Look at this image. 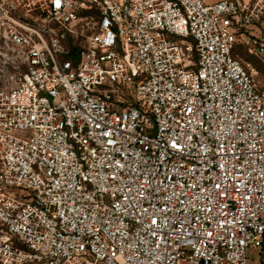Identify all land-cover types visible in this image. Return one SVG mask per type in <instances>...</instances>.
Instances as JSON below:
<instances>
[{"label": "built area", "instance_id": "built-area-1", "mask_svg": "<svg viewBox=\"0 0 264 264\" xmlns=\"http://www.w3.org/2000/svg\"><path fill=\"white\" fill-rule=\"evenodd\" d=\"M0 40V264L264 256V0H0Z\"/></svg>", "mask_w": 264, "mask_h": 264}, {"label": "rangeland", "instance_id": "rangeland-1", "mask_svg": "<svg viewBox=\"0 0 264 264\" xmlns=\"http://www.w3.org/2000/svg\"><path fill=\"white\" fill-rule=\"evenodd\" d=\"M205 1L213 2L215 0ZM67 43L71 46H75L71 39H69ZM236 53L243 61L252 63L255 67L264 72V66H262L260 60L256 56L249 54L243 45L237 47ZM24 70L25 63L22 49L8 46L0 40V87L11 88L16 85ZM259 80L261 81L260 85L263 84L264 77L261 75ZM260 88L262 87L260 86ZM259 252V250L253 251L254 254L250 258V264H263L264 256L261 255L259 257Z\"/></svg>", "mask_w": 264, "mask_h": 264}, {"label": "crops", "instance_id": "crops-1", "mask_svg": "<svg viewBox=\"0 0 264 264\" xmlns=\"http://www.w3.org/2000/svg\"><path fill=\"white\" fill-rule=\"evenodd\" d=\"M259 254V253H258ZM260 257V256H259Z\"/></svg>", "mask_w": 264, "mask_h": 264}]
</instances>
